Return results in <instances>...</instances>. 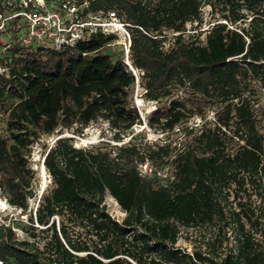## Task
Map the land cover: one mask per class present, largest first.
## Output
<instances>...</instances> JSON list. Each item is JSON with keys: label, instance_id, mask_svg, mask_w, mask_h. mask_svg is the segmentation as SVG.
<instances>
[{"label": "trees", "instance_id": "1", "mask_svg": "<svg viewBox=\"0 0 264 264\" xmlns=\"http://www.w3.org/2000/svg\"><path fill=\"white\" fill-rule=\"evenodd\" d=\"M9 1L0 0V192L28 223L0 224L4 264H264V209L252 200L264 201V117L254 102L264 91V0H75L88 2L84 16L115 11L132 25L137 75L101 30L61 50L23 45L26 23L9 18L17 10ZM204 5L216 19L204 39L186 36L189 23L201 28ZM137 82L158 103L146 119L134 104ZM192 117L202 124L183 127L179 148L138 141L140 132L90 148L57 138L43 160L52 187L28 211L29 154L44 135H81L103 120L123 141L136 124L169 132ZM147 161L155 169L141 174ZM108 195L126 213L121 221ZM215 223L234 227L233 251L216 258L175 247L181 228Z\"/></svg>", "mask_w": 264, "mask_h": 264}, {"label": "rangeland", "instance_id": "2", "mask_svg": "<svg viewBox=\"0 0 264 264\" xmlns=\"http://www.w3.org/2000/svg\"><path fill=\"white\" fill-rule=\"evenodd\" d=\"M203 24L201 28H196V23H189L186 28L185 35L189 34L194 35L198 31L201 32V39L205 37V31L213 24V21L216 19L217 14L212 16L211 7L209 5H204L203 8ZM1 35V33H0ZM173 33L170 32L168 34V40L166 41V48L169 47L171 40L173 38ZM2 42H5V37L2 36ZM113 49L118 48L117 46H111ZM143 88L140 83L137 82L135 91L133 94L134 104L139 109L142 117L146 119V116L156 108L158 103L156 101H152L146 99L144 96ZM177 96V95H176ZM255 107L259 109H263V117H264V91H260L255 95L254 98ZM261 112V110L259 111ZM214 110H210L207 113V119L209 121H213ZM202 124V119L200 117H192L190 121L187 122L186 125H179V127L175 128L173 131L165 132L160 129L149 128L144 123L142 125L136 124L133 128V131H130L123 139V141H117L114 137V132L108 126V123L103 120H99L91 123L87 128L84 129L83 134H73V130H65L64 133L56 132L51 135H44L38 142H35L32 145L30 154H29V166L30 169L35 173L33 178V189L36 192V196L29 198V210L35 208L38 205V201L43 192L52 187V178L46 170L43 160L44 155L46 153V146L53 145L54 141L61 136H74V144L77 147H86L90 148L92 146L98 147L104 144H121L123 142L129 141L131 136L134 134H138V141H149L154 142L156 140H165L166 142L172 143V146L179 148L186 141L184 137L183 127L188 126L189 128L194 127L195 129ZM0 134L6 135L5 124L2 120V116L0 115ZM232 145H236L234 141H232ZM110 147V146H107ZM252 200L256 203V206H260L264 209V201L260 199V197L254 195ZM0 224L7 222L9 223L10 219H13L14 222L21 220L23 223H28V213L21 215V210L10 205L6 200L4 195L0 192ZM2 201L4 203H2ZM107 209L112 217L121 221L126 213L121 209L117 201L111 197L107 196L106 201ZM16 237L24 238L26 235L22 232L20 228L15 225L13 229ZM176 248L182 249L185 252L192 253L195 250L202 251L204 253H209L213 257H223L225 254L233 251L236 247V232L232 225L228 227H224L222 223H215L211 225H206L200 228H181L179 239L175 245ZM163 264H174L170 261L163 260Z\"/></svg>", "mask_w": 264, "mask_h": 264}, {"label": "built area", "instance_id": "3", "mask_svg": "<svg viewBox=\"0 0 264 264\" xmlns=\"http://www.w3.org/2000/svg\"><path fill=\"white\" fill-rule=\"evenodd\" d=\"M9 4H16L17 7L9 18L21 17L26 23L19 31V41L23 45L61 50L73 47L87 34L101 30L114 37L108 45L117 46L122 50L123 60L137 75V70L133 68L130 60L132 25L123 20L117 12L100 11L97 15L84 16L83 11L88 2L79 5L75 0H65L59 4L48 0H10ZM6 20L7 18L0 14V30L5 28ZM4 70L0 66V72ZM154 169L155 167L148 161L140 164L141 174H151ZM0 264H4L1 258Z\"/></svg>", "mask_w": 264, "mask_h": 264}, {"label": "bare ground", "instance_id": "4", "mask_svg": "<svg viewBox=\"0 0 264 264\" xmlns=\"http://www.w3.org/2000/svg\"><path fill=\"white\" fill-rule=\"evenodd\" d=\"M1 202V201H0ZM2 203H4L3 201H2Z\"/></svg>", "mask_w": 264, "mask_h": 264}]
</instances>
